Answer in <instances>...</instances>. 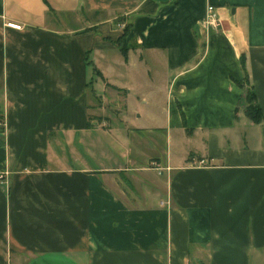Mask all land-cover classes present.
Returning <instances> with one entry per match:
<instances>
[{
  "label": "crops",
  "instance_id": "crops-1",
  "mask_svg": "<svg viewBox=\"0 0 264 264\" xmlns=\"http://www.w3.org/2000/svg\"><path fill=\"white\" fill-rule=\"evenodd\" d=\"M0 118V264H264V0H0Z\"/></svg>",
  "mask_w": 264,
  "mask_h": 264
},
{
  "label": "trees",
  "instance_id": "trees-1",
  "mask_svg": "<svg viewBox=\"0 0 264 264\" xmlns=\"http://www.w3.org/2000/svg\"><path fill=\"white\" fill-rule=\"evenodd\" d=\"M130 24L124 28V32L127 31ZM243 87V85H241ZM244 88V99L246 102L245 114L254 123H259L262 118L261 110L255 103V95L251 92L249 85Z\"/></svg>",
  "mask_w": 264,
  "mask_h": 264
},
{
  "label": "built area",
  "instance_id": "built-area-1",
  "mask_svg": "<svg viewBox=\"0 0 264 264\" xmlns=\"http://www.w3.org/2000/svg\"><path fill=\"white\" fill-rule=\"evenodd\" d=\"M218 22V16L216 13V8L212 5H208L207 6V12H206V16L204 18V23L207 25H211V26H215L216 23ZM9 27L15 28V29H20L21 25L19 24H15V23H8L7 24ZM151 166L153 168H157V164H155V162H151Z\"/></svg>",
  "mask_w": 264,
  "mask_h": 264
},
{
  "label": "rangeland",
  "instance_id": "rangeland-1",
  "mask_svg": "<svg viewBox=\"0 0 264 264\" xmlns=\"http://www.w3.org/2000/svg\"><path fill=\"white\" fill-rule=\"evenodd\" d=\"M119 15V14H118ZM117 15V18H116V20H117V22L120 24V26H121V29H122V31L124 30V28H126V26H128L129 24L127 23V17H124L123 15L122 16H118ZM3 120L0 118V133H2V130H3V122H2ZM204 161L203 160H201L199 163H203Z\"/></svg>",
  "mask_w": 264,
  "mask_h": 264
}]
</instances>
